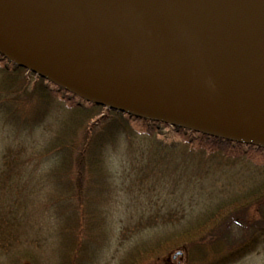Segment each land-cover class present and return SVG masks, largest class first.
<instances>
[{"label":"water","instance_id":"water-1","mask_svg":"<svg viewBox=\"0 0 264 264\" xmlns=\"http://www.w3.org/2000/svg\"><path fill=\"white\" fill-rule=\"evenodd\" d=\"M0 56L128 118L264 149V0H0Z\"/></svg>","mask_w":264,"mask_h":264},{"label":"rangeland","instance_id":"rangeland-1","mask_svg":"<svg viewBox=\"0 0 264 264\" xmlns=\"http://www.w3.org/2000/svg\"><path fill=\"white\" fill-rule=\"evenodd\" d=\"M17 76L25 87L15 82ZM31 86L37 91L29 96ZM54 92L32 74L0 62V264H264L263 239L252 240L255 249L236 261L203 258L176 246V228L149 218L159 209L142 210L143 202H159L160 191L153 184L147 193V183L137 186L133 178L135 163L144 174L142 164L154 155L170 170L185 165L189 175L204 171L223 179L226 173L254 172L264 178V151L222 143L215 146L223 150L207 149L169 127L149 131L123 115V129H107L94 140L101 157L96 173L86 178L93 187L76 202L58 165L56 136L82 120L75 107L88 110L90 104L65 102ZM47 145L53 146L51 154ZM161 195L171 205L183 200ZM178 226L183 230L186 224ZM177 250L182 254L173 257Z\"/></svg>","mask_w":264,"mask_h":264},{"label":"trees","instance_id":"trees-1","mask_svg":"<svg viewBox=\"0 0 264 264\" xmlns=\"http://www.w3.org/2000/svg\"><path fill=\"white\" fill-rule=\"evenodd\" d=\"M16 81L22 88L25 87L26 82L18 76ZM36 89L41 91L43 88L41 86ZM35 91L37 90H33L31 86L29 96ZM63 100L70 101V98L65 97ZM75 108H78L82 120L75 122L72 126H66L65 135H62L60 130L56 136L57 141L60 142V154L58 153L59 156L56 158L59 161L58 165L62 168L63 177L65 175L68 193H71V196L78 202L82 193L93 187L87 179L90 178L91 173H96V162L99 161L100 156L97 153L98 142L93 148L94 142L104 135L107 129L110 131L123 129V115L94 105L89 106V111L81 109L79 105ZM86 111L88 112L82 117L81 113ZM131 122L141 123L149 131L156 129L155 124L139 119L132 118ZM174 132L181 134L187 140L190 137L198 141L207 149L210 147L209 149L223 150L215 145L233 144L182 130ZM92 137L94 139L91 144ZM233 145L241 147L239 144ZM47 147L48 153L51 154L53 146L47 145ZM53 157L55 158V155ZM153 157L155 158L146 160V163L142 164L143 169L145 168L144 174L137 172L140 167L135 163L133 178L137 186L147 183V193L153 184L157 187L156 191H160L159 202L157 203V200L143 202L142 210L159 209L157 215L153 213L149 218L153 220L152 224H159L162 228L163 226L176 228L174 237L176 246H181L190 252L193 251L196 256L199 254L203 258L212 254L222 260L236 261L255 249V246H252V240H264L263 177L254 172L226 173L223 174V179L208 176V173L204 171L189 175L185 165L180 170L174 168L170 170L166 162H163L162 156L154 155ZM133 165L131 163V166ZM206 178L207 184L204 186L203 182ZM134 186L131 187L134 188ZM162 191L166 194L168 192L178 194L183 200L176 205H171L167 202L166 195H161ZM161 210H165L164 213H160ZM178 210L184 211L178 213ZM181 223L186 224L183 230L178 226Z\"/></svg>","mask_w":264,"mask_h":264},{"label":"bare ground","instance_id":"bare-ground-1","mask_svg":"<svg viewBox=\"0 0 264 264\" xmlns=\"http://www.w3.org/2000/svg\"><path fill=\"white\" fill-rule=\"evenodd\" d=\"M97 107H99V106H97ZM102 108V107H101ZM109 111H111V110H109ZM114 112V111H113ZM117 113V112H116ZM133 118V117H132ZM132 118H129V120H131ZM133 119H136V118H133ZM140 120V119H139ZM150 124H155V127L157 128V126H167V127H169L170 129H172V130H175L173 127H171V126H169V125H167V124H163V123H158V122H153V121H151V123ZM177 130H182V131H184V132H189V133H194V134H199V133H195V132H192V131H188V130H183V129H177ZM176 130V131H177ZM235 144H238V143H235ZM239 145H241V146H244V147H251V148H254V149H260V148H258V147H254V146H248V145H244V144H239Z\"/></svg>","mask_w":264,"mask_h":264},{"label":"flooded vegetation","instance_id":"flooded-vegetation-1","mask_svg":"<svg viewBox=\"0 0 264 264\" xmlns=\"http://www.w3.org/2000/svg\"><path fill=\"white\" fill-rule=\"evenodd\" d=\"M2 60H3V62H4V64H5V67H6V65H8L9 63L0 57V62H1ZM9 65H10V64H9ZM11 66H12V65H11ZM12 67H13V66H12Z\"/></svg>","mask_w":264,"mask_h":264}]
</instances>
